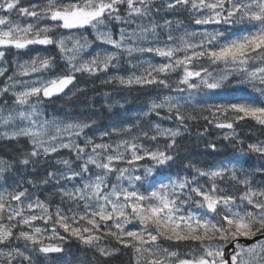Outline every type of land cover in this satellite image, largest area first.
Segmentation results:
<instances>
[{
    "label": "snow or ice",
    "instance_id": "snow-or-ice-1",
    "mask_svg": "<svg viewBox=\"0 0 264 264\" xmlns=\"http://www.w3.org/2000/svg\"><path fill=\"white\" fill-rule=\"evenodd\" d=\"M132 92L144 108L102 126ZM77 96L76 116L49 113ZM252 128L264 0H0V264H264Z\"/></svg>",
    "mask_w": 264,
    "mask_h": 264
},
{
    "label": "trees",
    "instance_id": "trees-1",
    "mask_svg": "<svg viewBox=\"0 0 264 264\" xmlns=\"http://www.w3.org/2000/svg\"><path fill=\"white\" fill-rule=\"evenodd\" d=\"M87 87H88L87 88V98H92L94 96L95 94L93 92L94 88H96L98 91L107 90V89H100L98 82L96 85L90 83ZM125 95L127 96V102L125 103V109L121 110L119 108H115L113 109L112 112H108L107 110H104V112L100 116V124L102 126L108 125L111 122L118 120L122 115H126L128 118H133L137 113H139L144 108L145 97L140 92H132L131 94L125 93ZM84 100H85L84 96H77L71 100L61 103L59 104V106L61 105L59 107V110L58 109L55 110L54 115L57 117H64L66 115L70 117L76 116L82 110ZM229 100H234V99H231L228 95H225L224 97H221V98L220 97L211 98L209 100V103H224ZM121 102L124 103V101H121ZM101 103H102V100L97 99V107H99ZM211 138L214 139L215 137L213 136ZM221 143L222 142H220L221 153L219 156L215 157L216 159H220L222 158V156L227 155L230 152V150L222 147L224 144L223 143L221 144ZM189 147L193 151H199V152L204 151L203 145H201L200 148L197 149L195 146V142L189 145ZM204 158L209 161L213 159V157L211 156H207ZM249 164H251V162H249ZM69 248L74 253V256L82 255L81 252L79 251V247L76 244V242H71L69 244ZM67 259L68 257H64L62 259L53 258L50 261H48L47 264H64V261ZM111 264H128V257L126 255L121 254L120 256L114 258Z\"/></svg>",
    "mask_w": 264,
    "mask_h": 264
},
{
    "label": "rangeland",
    "instance_id": "rangeland-1",
    "mask_svg": "<svg viewBox=\"0 0 264 264\" xmlns=\"http://www.w3.org/2000/svg\"><path fill=\"white\" fill-rule=\"evenodd\" d=\"M50 51H51V50H50ZM44 54H45L44 52H41V55H44ZM90 83H91V82H87L86 78H81V79L78 81V85H77V86L80 87V88L87 89V88H88L87 86H88ZM68 95L71 96L72 93L69 92ZM225 95H228L230 98L236 99V98H238L239 96L243 95V93H242L241 91L233 90L231 87H229L228 89L223 90V91L220 93V95L215 96V97H220V98H221V97H224ZM213 98H214V97H213ZM66 101H68L67 98L57 99V100H55L54 102H52L51 104H49V106H48V111H49V113L52 114V115H54L55 110H57V109L59 110V107L61 106V105L59 106V104L64 103V102H66ZM248 133H249V132H248ZM252 137H253V135H252V131H251V135L249 136V138H250V139H253ZM222 143L225 145L226 142H222ZM224 145H223L222 147H225ZM226 149L230 150V153H229V155H230L231 152H232L231 146H227ZM249 162L253 163V161H249Z\"/></svg>",
    "mask_w": 264,
    "mask_h": 264
},
{
    "label": "flooded vegetation",
    "instance_id": "flooded-vegetation-1",
    "mask_svg": "<svg viewBox=\"0 0 264 264\" xmlns=\"http://www.w3.org/2000/svg\"><path fill=\"white\" fill-rule=\"evenodd\" d=\"M33 55H35V53H32ZM252 135H253V140L255 139H264V132L259 131L256 128H252Z\"/></svg>",
    "mask_w": 264,
    "mask_h": 264
}]
</instances>
